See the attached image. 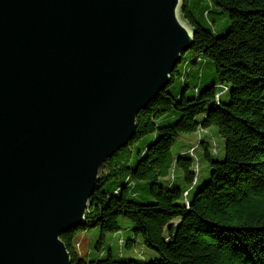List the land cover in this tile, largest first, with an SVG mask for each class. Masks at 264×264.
Segmentation results:
<instances>
[{
    "label": "water",
    "instance_id": "1",
    "mask_svg": "<svg viewBox=\"0 0 264 264\" xmlns=\"http://www.w3.org/2000/svg\"><path fill=\"white\" fill-rule=\"evenodd\" d=\"M183 0H0V264H72L102 165L195 32Z\"/></svg>",
    "mask_w": 264,
    "mask_h": 264
},
{
    "label": "trees",
    "instance_id": "2",
    "mask_svg": "<svg viewBox=\"0 0 264 264\" xmlns=\"http://www.w3.org/2000/svg\"><path fill=\"white\" fill-rule=\"evenodd\" d=\"M209 1L228 14V29L216 35L205 28L193 12L198 4L183 0L181 16L195 32L187 50L195 53L188 61L193 68L181 76L182 55L170 84L138 114L133 140L102 165L86 222L61 236L72 264H264V0ZM207 13L200 10L202 17ZM208 63L214 71L211 84L195 87L191 97L188 82L179 94L170 92L176 76L188 81L193 69ZM211 127L225 140L224 159H213L206 137L199 146L172 153L182 134ZM145 136L151 140L131 165L133 145ZM198 147L201 156H194ZM201 157L210 174L199 184ZM143 189L149 202L136 199ZM120 216L132 221L158 259L116 258L112 249L103 251L105 235L120 231ZM97 227L99 255L92 250L85 258L73 235Z\"/></svg>",
    "mask_w": 264,
    "mask_h": 264
},
{
    "label": "rangeland",
    "instance_id": "3",
    "mask_svg": "<svg viewBox=\"0 0 264 264\" xmlns=\"http://www.w3.org/2000/svg\"><path fill=\"white\" fill-rule=\"evenodd\" d=\"M193 3L198 4L197 9H193L194 15L199 20V22L207 29L212 30L216 35H222L229 27V18L226 12H223L220 8L211 5L209 0H192ZM201 9H208V13L202 17L200 15ZM195 56L192 51H187L183 54V61L178 65L177 70L181 76H185L187 69H192V66H188V61L191 57ZM176 76V81L169 86L170 92L174 95L179 94L188 82L190 85L186 90L188 97H191L195 93V87H206L205 85L211 84L214 78V71L210 64L204 66L202 70L193 69L192 75L188 81H184L182 77ZM223 100L228 99V95L222 97ZM202 117L198 116L197 120H201ZM207 138L209 142L213 145V159H224L225 156V140L219 135L218 129L216 127L208 128L204 131L199 129L194 133H184L182 134L173 144L172 153L177 156L181 150H189L192 146H199L200 138ZM150 136H145L134 143L133 145V157L130 164L133 165L138 156L137 152L143 148L150 141ZM201 148H197L196 155L201 156ZM191 154V153H190ZM198 161V160H197ZM196 161V163H197ZM199 179L200 183H204L210 174L209 162L201 157V162H199ZM177 183L179 182L180 171L176 172ZM144 185V182L142 183ZM140 203L149 202L151 200L146 189L140 191L139 196L136 198ZM118 224L120 226V231L115 233H108L103 239V251L107 249H112L116 258H126V259H138L144 260L146 262L158 259L160 257L159 253L154 249L145 245L142 236L137 234L133 230V223L131 220L120 216L118 219ZM101 238V229L91 228L87 230L76 231L73 235V241L77 252L87 257V254L94 250V255L99 254L95 251V246L98 240ZM130 241V246L126 244ZM122 241V243L120 242Z\"/></svg>",
    "mask_w": 264,
    "mask_h": 264
},
{
    "label": "built area",
    "instance_id": "4",
    "mask_svg": "<svg viewBox=\"0 0 264 264\" xmlns=\"http://www.w3.org/2000/svg\"><path fill=\"white\" fill-rule=\"evenodd\" d=\"M190 153L193 155V150L190 151ZM122 243V241H120Z\"/></svg>",
    "mask_w": 264,
    "mask_h": 264
}]
</instances>
